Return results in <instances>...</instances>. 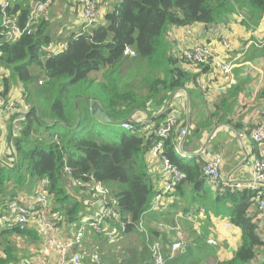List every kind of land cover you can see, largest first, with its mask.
Instances as JSON below:
<instances>
[{"label":"trees","instance_id":"16d2710c","mask_svg":"<svg viewBox=\"0 0 264 264\" xmlns=\"http://www.w3.org/2000/svg\"><path fill=\"white\" fill-rule=\"evenodd\" d=\"M31 2L13 0L9 4L8 15L17 18L22 26ZM235 8L246 11L247 20L253 25L264 16V0H121L104 15L102 24L83 32L71 33L63 44L58 45L64 48L57 53L49 50L55 41L50 35V25L44 18L35 23L29 36L23 35L12 43L0 41V98L11 101V80L19 83L21 95L26 100L31 83L36 81L38 86L46 85L44 100L28 104L25 114L14 116L23 117V120L19 122L17 134L10 130L12 162L0 160V195L5 184L11 180L17 186H23L25 178L20 173L24 170L28 180L46 184L47 193L53 200V211L63 216L67 225L81 221L83 204L77 193L83 194L86 184L90 182L101 184L111 193L122 220L130 222L125 234L136 231L135 225L141 217L166 221L158 219L164 214L149 215L158 191L154 189L147 159L154 143L150 138H145L143 126L153 123L156 129L168 115L174 114L178 124L165 144V151L171 163L184 172L186 180L166 197L173 199L184 185H189L193 194L203 190L206 182L213 186L216 195L212 203L214 212L226 217L241 233L234 257L227 261H216L215 264L254 262L259 250L264 249L263 237L258 233L261 220L256 205L257 193L210 183L201 173L200 160L177 156L174 148L180 139L181 123L176 110L168 104L163 105L162 108L167 107V111L161 109L157 122L142 123L139 119L131 118L129 121L135 130L121 133L118 142L97 140L102 134L95 133L91 123L95 119L90 114L91 100H96L109 117L122 118L149 104L162 105L166 96L187 84L193 85L198 96L202 95L195 80L198 78L208 90V84L202 80L208 74L206 68L211 76H217L209 66L188 62L183 54L185 51L181 53V59L171 56L166 41L167 32L170 27L188 28L196 23L210 25L226 21L236 11ZM126 49L133 51L135 56H125ZM129 61L128 67L137 63L148 70L142 87L130 86L131 83H127L130 79L121 80L123 75L130 76L123 67ZM184 64L189 65L195 73L185 71L181 66ZM32 67L43 74L44 80L31 73ZM102 71L103 81L91 78ZM4 72H8L9 76ZM233 94L223 96L215 104V113L221 111L222 116L225 115ZM52 97L53 101L44 110L35 106L47 104ZM65 167L70 170V175L65 173ZM73 183L78 185L73 186ZM71 188L76 189L74 195L68 192ZM186 210L183 213L188 212ZM170 219L171 228L175 223L173 218ZM10 228L20 236H38L34 231L20 232L14 226ZM189 228L188 246L172 259H168L167 253L166 264H198L191 259V252L213 250L206 242L209 230H200L198 225ZM147 232L151 241L158 239L156 230L147 227ZM174 234V231L170 232V235ZM167 239L161 238L165 246L170 245ZM148 255L150 253L144 243L142 252L134 254L135 258L130 259L129 264H152Z\"/></svg>","mask_w":264,"mask_h":264},{"label":"crops","instance_id":"0c3cea01","mask_svg":"<svg viewBox=\"0 0 264 264\" xmlns=\"http://www.w3.org/2000/svg\"><path fill=\"white\" fill-rule=\"evenodd\" d=\"M65 1L57 0L56 3L57 5H61ZM97 1V16L90 27L102 24L104 15L111 12L114 6L121 2V0ZM73 2L74 6L71 9L69 8L72 18L70 26H73L75 30L65 33V35L68 34L65 36V39L71 33H78L80 29L83 32L90 28L85 27L80 5L76 4L75 0ZM65 7H68V4H65ZM73 27L67 29H73ZM64 29L66 28L64 27ZM187 29H190L189 33ZM53 40L55 43L52 44L53 46L49 50L57 53L60 49L64 48V46L58 45L63 44L65 41L62 42L61 39L55 40L54 38ZM166 41L170 55L179 59H181V53L192 46L208 45L215 54L232 61L233 68L230 79L226 80L221 77L211 76L206 66L205 72L208 74L204 75L202 80L208 84L209 89L205 93L199 89L202 92L200 96H198L193 85L187 84L182 89L173 92L170 96H166L162 105L149 104L143 109L133 110L122 118H111L106 115L110 120L116 121L119 125L121 122L131 120L133 117L139 119L138 121L141 120L142 123L157 122L163 105L168 104L171 109L178 112L181 130L188 128L184 138L179 134L180 139L175 145H180V153H176L179 158L200 160L202 164L203 161L219 156L222 161L220 169L222 178L232 176L236 181L249 179L252 170V160L258 156L260 151H264V143L261 146H256L251 140L249 131L254 126H264V16L258 20L256 25H253L248 22L245 11L236 10L223 22L210 25L196 23L189 26V28L170 27L167 32ZM224 41L228 42L230 50L226 51L223 48L222 43ZM181 66L185 71L195 73V70L191 69L188 65L184 64ZM91 78L99 80V74L93 75ZM14 90L15 92H20V85ZM231 92H234V94L225 115L222 116L221 111L215 113V104L223 96ZM9 97L15 99V95L13 96L11 91ZM16 101L18 106H20V101L24 103L20 95ZM25 112L26 109L23 108L18 113L20 115L22 113L25 114ZM11 120L10 115L0 116V160H4V163L6 162L5 157L10 154V149L8 148V141H11L10 130L14 134L18 133V117L14 118L13 121ZM202 147H204V150L202 153H199L198 151ZM12 159L13 156L11 155V158L7 161L12 162ZM6 165L8 167L12 166V164ZM159 171L160 165L158 163L149 166L155 191H158L160 187ZM38 185V180H29V186L26 188L20 187V185L17 186L13 180L5 184L3 194L0 195V227L14 226L7 210L10 200L16 199L28 208L34 206V192L35 187ZM5 189L8 191V198L3 197ZM215 198V188L208 185L207 182L203 190H199L194 194L189 185H184L180 192L173 196V199L167 198L163 208L158 211V216L164 214V216H160L158 219H166V221H154L148 218L145 219V228L146 230L147 227L156 230L159 233L158 238H168L167 241L171 244V239L174 236L171 235L170 238V218H173L174 222V218L177 215H185L192 211L203 209L205 204L208 203L212 205ZM49 203L51 209H53L54 204L51 198ZM170 203L172 205L168 206ZM184 209H187L186 211L188 212L183 213ZM203 211V213H199V216L194 214L197 217L194 223L185 220L178 222L181 228L180 237L185 248L190 242L191 231L189 226H199V220L207 216L213 226V218L207 215L205 209ZM218 215L221 214L219 213ZM54 216L56 214L50 213L48 219L51 220V218H55ZM227 222L229 220L226 218V221L220 223V227L228 230L229 228L225 226ZM10 229H0V264H56L58 258L57 246L71 235L69 225L67 228L63 226L55 227L53 231L47 234L38 233L35 228L28 229V231L36 232V235L39 236L37 238L19 236ZM260 229L263 232L262 237L264 241V223ZM211 233H209L207 239L211 238L216 241V246H211L214 250V258H211V260L214 259L215 261L214 263L210 262L209 257L206 256L204 261L200 259L199 264H215L216 261L232 259L236 252L234 248L236 244L233 238L229 236L218 241ZM51 239L54 240V243L50 241ZM143 239L146 244L144 236ZM222 246H227V248H222ZM130 252L137 255L134 250H130ZM140 252H142V249ZM190 256L192 258V254ZM263 259L264 249H260L254 262L261 264L263 263Z\"/></svg>","mask_w":264,"mask_h":264},{"label":"built area","instance_id":"2783aa9c","mask_svg":"<svg viewBox=\"0 0 264 264\" xmlns=\"http://www.w3.org/2000/svg\"><path fill=\"white\" fill-rule=\"evenodd\" d=\"M12 1L13 0H0V14L2 16L0 22V41L3 43L16 42L23 35L29 36L35 25L36 16L40 15L47 20V9L54 4L55 0H32L29 13L22 26L19 25L17 18L8 15L9 4ZM76 2L80 5L81 15L86 22L85 27H90L97 16L96 0H76ZM222 46L226 51L230 50L228 42L224 41ZM124 55L129 57L135 56L134 52L130 49H126ZM184 57L187 61L194 64L209 66L217 77L226 80L230 79L233 65L223 60L222 56L215 54L208 46H194L189 50L187 49L184 53ZM195 82L202 91H207V88L198 78ZM38 84L40 85L41 82ZM15 107L16 104L13 102L4 101L0 98V116L11 115V111L14 110ZM162 109L163 111H167V107ZM22 120L23 117H19L17 122L19 123ZM177 124V117L174 114H170L158 128L155 129L153 123H147L143 128L145 138H150L154 143L148 153V159L151 161L150 165L155 163L160 165V187L151 203V211L153 209L160 211L166 202L165 198L167 194L174 192L176 188L186 180L184 172L171 163L165 151V144L169 141L172 131ZM120 127L128 132L135 130V127L129 120L121 122ZM187 130L188 128H185L180 131V136H182V138L186 135ZM250 135L254 144L256 146H261L264 143V126H254ZM174 149L176 153H180L179 144L175 146ZM203 150L204 147L198 152L202 153ZM221 164L222 161L219 156L203 161L201 166L202 175L210 183H219L222 187H229L237 190L246 189L257 193L256 205L258 217L261 220L259 226H261V224L264 223V151H260L258 156L252 160L251 175L247 180L236 181L232 176L222 178L220 172ZM65 173L70 175V170L66 167ZM87 185L88 184L85 186V190ZM90 191L96 193L98 196L96 211L94 214L92 213V217L81 220L75 230L69 228L71 230L70 237L57 246L58 258L56 264H103L98 253L92 252L86 254L83 251L85 248L82 242L86 235V231L88 230L94 234H100L105 230L106 224L115 223L118 225L120 231L124 233L127 225L130 223L129 220H122L114 200L112 203L107 201V191L101 184L95 183L94 189ZM49 197L50 195L47 193L46 184L40 182L34 192V206L32 208H28L16 200L9 201L7 210L12 218L14 227L20 232L31 228H35L38 233L42 234L53 231L56 227V223L51 222V220L56 219V216H54L55 218L53 219L51 218V220L48 219L50 213H52ZM196 211L199 213L204 212L203 209H198ZM196 218L197 217L190 214L177 215L174 218L175 226L169 227V230L174 231L175 234L171 239V244L167 246L163 245L160 238L153 241L150 240V236L145 228V218H140L138 224L135 225V229L145 238L152 264H166L167 253L168 259H172L183 252L185 245L180 237L181 228L178 222L180 220H185L194 223ZM225 226L231 228L233 225L227 222ZM197 232H199V230H197ZM50 241L54 243L53 239ZM206 242L212 247L216 246V242L211 238H208ZM250 264L258 263L251 262Z\"/></svg>","mask_w":264,"mask_h":264},{"label":"rangeland","instance_id":"374dc122","mask_svg":"<svg viewBox=\"0 0 264 264\" xmlns=\"http://www.w3.org/2000/svg\"><path fill=\"white\" fill-rule=\"evenodd\" d=\"M57 0L54 2L52 6H50L47 9L46 16H48L49 20L48 23L50 25V35L53 36L55 40H62V42L65 41V36L68 35L65 33H69L72 30H75L73 26H70V22L72 21L71 18V13L69 8L71 9L72 6H74L73 0H66L63 4L57 5ZM76 2V0H75ZM65 4H68V7H65ZM72 4V5H70ZM77 4V2H76ZM98 5V1L96 6ZM236 9V8H235ZM237 10V9H236ZM238 11H244V10H238ZM246 13V18H247V12ZM233 14V13H232ZM231 14V15H232ZM230 16V15H229ZM228 16V18H229ZM42 17L40 15L36 16L35 18V23L40 21ZM64 27L66 29H64ZM73 27V29H67ZM79 31H82L81 29ZM60 38V39H59ZM226 58V57H224ZM129 62H126L123 64V67L125 68V71H129L130 73V78L127 77L126 75L121 76V80L127 81V83H131L130 86L134 87H142L144 85V80L148 76V70L145 67H140L139 64H131L128 67ZM187 65V64H186ZM189 66V65H188ZM31 73L35 76H40L44 80L43 74L37 70V68L32 67L31 68ZM4 74H7L6 76H9L8 72H4ZM99 74V80L103 81V71L98 73ZM97 74V75H98ZM126 83V84H127ZM95 85V84H94ZM18 82H12L11 80V94L14 96L15 99H10L11 102L16 104V107L14 110H12L10 117L14 118V116L19 112L22 111L23 108L28 109V104H32L36 102V100L42 101L45 99L44 93L46 90V85L44 86H38L36 84V81L31 83L28 86V94L29 98L26 100L22 97L21 95V87H20V92H15V88H17ZM89 86H91L89 84ZM14 88V89H13ZM144 90V89H143ZM142 91V90H141ZM139 92V91H138ZM19 95L21 98L24 100V103L22 101L18 103L16 101L17 98H19ZM53 101V97L50 99V101L45 104V105H37L35 106L41 110L45 109L51 102ZM22 105V107H21ZM33 105V104H32ZM43 109V110H44ZM19 114V113H18ZM91 123L94 125V130L95 133L99 135L101 133L102 135L97 138V140H102V141H107V142H118L120 138L121 133H127L128 131L123 130L120 125L115 121H112L110 123H105V122H100L97 120H91ZM39 132L42 133V129L39 127ZM12 141H8V148L10 149V154L5 157V160H9L11 158L12 154ZM151 161L149 160V163ZM21 176L25 178V182L23 183V187H28L29 186V180L27 174L24 172V170L21 171L20 173ZM78 183H73V186H77ZM95 183L90 182L87 185L86 190L83 191V194L80 192L77 193L78 199L82 200V210H81V220H86L90 217H92V213L94 214L97 208L96 201H97V195L94 192H91V189H94ZM36 188V187H35ZM107 191V201L109 203H112L114 200L111 193L106 189ZM68 192L71 195H74L76 193V189L71 188L68 190ZM4 198H8V191L5 189L4 191ZM206 207V208H205ZM205 209L207 211V215L213 218V226L211 221L209 220V217H205L201 220H199V228L200 230H206L209 232H212V236L217 239L218 241L231 236L234 240V243L236 244L234 246L235 251L240 243V230L234 226L231 228L227 229H222L220 227V223L226 221V218H224L223 215H217L214 212V209L212 208L213 206L211 204H205ZM53 211V209H52ZM53 213H55L53 211ZM149 215H153L155 213H158V210L153 209L152 211L149 212ZM56 214V219L51 220V222L56 223V227H66L67 228V223L64 220V217L61 216L60 214ZM79 223H75L69 226L72 230L76 229L78 227ZM5 228H10V226H4L0 227V229H5ZM195 229V228H194ZM262 229V228H261ZM259 229L258 233L259 235L262 236L263 232L262 230ZM20 236V235H19ZM171 238V235H170ZM84 246V252L86 254L96 252L99 254V256L102 259L103 264H129L130 259L135 258L134 254L130 252V250H134L137 254L143 249V244H144V239L143 236L135 231V232H130L128 234L122 233L118 227L117 224L115 223H108L105 226V230L100 233V234H94L90 231H86V235L83 239L82 242ZM147 247V246H146ZM222 248H227V246H222ZM192 254V260L196 261L198 264L201 261L205 260V257H209V261L214 263V259L211 260V258H214V250H204L200 252L193 251L191 252ZM207 264V263H206Z\"/></svg>","mask_w":264,"mask_h":264},{"label":"water","instance_id":"95a60500","mask_svg":"<svg viewBox=\"0 0 264 264\" xmlns=\"http://www.w3.org/2000/svg\"><path fill=\"white\" fill-rule=\"evenodd\" d=\"M90 114L97 121L105 123L111 122L110 118L106 115V113L103 111L100 104L96 100H91Z\"/></svg>","mask_w":264,"mask_h":264},{"label":"bare ground","instance_id":"6f19581e","mask_svg":"<svg viewBox=\"0 0 264 264\" xmlns=\"http://www.w3.org/2000/svg\"><path fill=\"white\" fill-rule=\"evenodd\" d=\"M9 2V1H8ZM85 22V21H84ZM94 22V21H93ZM85 24H86V22H85ZM93 24V23H92ZM91 24V25H92ZM189 28V27H188ZM190 32V29H187V32ZM200 46H208V45H200ZM194 46H192L191 48H193ZM209 47V46H208ZM191 48H189V49H191ZM210 48V47H209ZM188 49V50H189ZM211 49V48H210ZM187 51V50H186ZM185 51V52H186ZM184 52V53H185ZM183 53V54H184ZM223 58V60H225L226 62H230L232 65H233V63H232V61H229L227 58H224V57H222ZM189 62V61H188ZM190 63H192V62H190ZM202 83V82H201ZM203 84V83H202ZM204 85V84H203ZM205 86V85H204ZM155 127V126H154ZM143 128H144V126H143ZM124 130V129H123ZM250 134H251V131H250ZM251 136V135H250ZM251 140H252V138H251ZM253 142V141H252ZM254 143V142H253ZM263 190H264V187H263ZM188 214H190V215H193V214H197V216H199V212H197V211H192V212H190V213H188ZM215 241V240H214ZM216 242V241H215ZM209 245V244H208Z\"/></svg>","mask_w":264,"mask_h":264}]
</instances>
